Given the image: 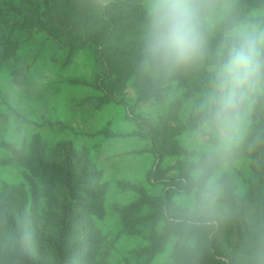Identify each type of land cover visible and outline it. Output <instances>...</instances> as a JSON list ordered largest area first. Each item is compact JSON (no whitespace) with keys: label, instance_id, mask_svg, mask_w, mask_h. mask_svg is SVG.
I'll return each mask as SVG.
<instances>
[{"label":"trees","instance_id":"16d2710c","mask_svg":"<svg viewBox=\"0 0 264 264\" xmlns=\"http://www.w3.org/2000/svg\"><path fill=\"white\" fill-rule=\"evenodd\" d=\"M261 2H237L217 33L204 20L205 59L169 75L146 62L143 0H0V60L17 49L14 33L36 29L54 39L95 47L105 70L96 80L103 102L116 101L115 94L128 83L137 91L138 103L161 97L172 83L194 95L210 84L226 27L251 22ZM203 117L202 110L179 125L175 110L157 123L139 121L155 159L175 161L148 175L151 184L163 185L161 194L132 185L138 197L116 212L129 227L147 228L142 253L149 259L173 242L172 264H264V97L252 106V126L237 145L191 159L179 136L199 129ZM12 160L25 170L29 184L0 192V264H107L100 258L104 237L94 224L106 215L107 185L88 149H76L68 141L48 149L35 136L27 150L13 151ZM239 160L248 161L245 192L239 194L223 174L216 197L203 202L201 194L214 175ZM185 196L193 197L192 206L181 203Z\"/></svg>","mask_w":264,"mask_h":264},{"label":"rangeland","instance_id":"374dc122","mask_svg":"<svg viewBox=\"0 0 264 264\" xmlns=\"http://www.w3.org/2000/svg\"><path fill=\"white\" fill-rule=\"evenodd\" d=\"M239 1L218 0L205 19L209 30L217 33ZM251 17L250 24L264 25V5L256 7ZM14 38L18 47L12 57L0 60V192L23 182L28 186L25 170L12 157L13 151L27 150L35 136L48 149L61 141L70 142L76 149L85 147L101 173V181L107 185L106 215L94 221L104 237L100 258L107 264H172L174 243L163 253L147 258L142 253L148 244L147 228L143 224L129 227L116 208L138 197L132 185L151 195L161 194L163 185L151 184L148 175L175 161L155 159L141 136L145 131L139 121L157 123L176 110L177 123L187 124L190 116L203 110L210 84L192 95L172 83L161 97L138 103L137 91L128 83L115 94L116 101L103 102L96 80L105 70L94 46L54 39L36 29L16 32ZM251 111L235 145L252 126ZM179 140L191 159L215 150V141L201 127L184 131ZM223 174L229 175L239 194L245 192L250 178L248 161H235L214 175L210 184L215 197L217 180ZM181 203L192 206L194 199L185 196Z\"/></svg>","mask_w":264,"mask_h":264},{"label":"clouds","instance_id":"9594fccd","mask_svg":"<svg viewBox=\"0 0 264 264\" xmlns=\"http://www.w3.org/2000/svg\"><path fill=\"white\" fill-rule=\"evenodd\" d=\"M216 0H145L146 62L173 74L202 62L207 48L206 14ZM209 89L202 104L201 130L218 152L240 138L248 113L264 97V25L234 23L226 27L210 69ZM202 201L215 189L206 185Z\"/></svg>","mask_w":264,"mask_h":264}]
</instances>
